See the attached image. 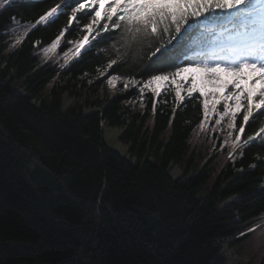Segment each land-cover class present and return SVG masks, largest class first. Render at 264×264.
<instances>
[{
	"label": "trees",
	"instance_id": "1",
	"mask_svg": "<svg viewBox=\"0 0 264 264\" xmlns=\"http://www.w3.org/2000/svg\"><path fill=\"white\" fill-rule=\"evenodd\" d=\"M55 3L0 10V264H227L220 240L261 235L251 263L264 264V148L229 157L231 143L217 152L216 137L215 150H197L199 94L180 99L166 85L109 96V73L119 89L155 74L139 75L151 53L126 48L118 31L80 55L63 57L69 43L41 57L67 26V16L36 23ZM65 92L73 102L63 109ZM102 124L122 128L127 155L104 142ZM172 165L182 168L176 178Z\"/></svg>",
	"mask_w": 264,
	"mask_h": 264
},
{
	"label": "snow or ice",
	"instance_id": "2",
	"mask_svg": "<svg viewBox=\"0 0 264 264\" xmlns=\"http://www.w3.org/2000/svg\"><path fill=\"white\" fill-rule=\"evenodd\" d=\"M12 2L0 0V10ZM60 16H67V26L44 49L46 54L71 43L74 48H69L64 57L80 55L82 49L87 52L94 44L113 39L118 31L126 48H147L151 53L139 75L155 74L146 81L139 80V84L152 86L151 92L156 94L159 90L153 86L155 82H165L177 88L180 99V86L190 97L199 94L202 129L209 122L210 111L215 125L227 121L221 147L231 143L229 157L241 148H264V0H59L36 23L55 24ZM24 27V35L29 34ZM73 30L81 31V38L61 45L66 33ZM113 65H120L117 60H109L107 67L115 72ZM196 70L204 71L212 82L221 81L217 70L236 75L221 89L205 92L196 83ZM182 73L192 74L185 78ZM109 76L108 84L116 87L117 77ZM135 83L127 80L124 87ZM246 129H252L251 133Z\"/></svg>",
	"mask_w": 264,
	"mask_h": 264
},
{
	"label": "rangeland",
	"instance_id": "3",
	"mask_svg": "<svg viewBox=\"0 0 264 264\" xmlns=\"http://www.w3.org/2000/svg\"><path fill=\"white\" fill-rule=\"evenodd\" d=\"M46 47L41 49V57L43 58H48L50 55H53L55 53L54 52L51 54H46L44 51ZM244 71L245 73H247L248 70L245 69ZM217 73L221 77V81L212 82L206 79V73L204 71L196 70L195 76H196L197 85L200 86L202 90L205 92L211 91L213 90V88L221 89L224 82L230 81L236 75L235 73L225 72L222 70H217ZM191 74L192 73H182L181 76L186 78ZM109 78L111 77L108 76L106 79L107 93L109 96H113L117 90L125 91L127 89H133L136 92H141L145 88L151 89L152 87V86L145 87L141 84L135 83V84H129L127 88H125L123 85V87L119 89V87L117 88V85L116 87H112L108 84L107 80ZM117 79L119 82L120 79L118 77ZM178 82H179V78H177L176 83L178 84ZM153 86H155L158 90H160L166 85H165V82L157 81L155 82ZM257 87H259V85H257ZM179 90L181 91V93L182 92L187 93V90L183 86H180ZM72 102H73V97H71L69 94L65 92L62 97V108L64 109L68 104ZM130 102L134 104L136 107L142 104V102L140 101V98L132 99ZM220 110L222 111V108ZM200 123L196 127V130L192 137V143L197 148V150H199L203 154H206L209 150L214 149L215 142L213 141L215 140L216 137H221L222 139L221 145H222L223 138L227 135V121L222 122L221 126L215 125L213 114L210 111L209 112V122L205 124L203 129L200 127ZM222 128H223V131L221 130ZM121 129H122L121 127L116 126V125L103 124L102 125V130H103L102 136H103L104 142H106L110 147H112L113 149H115L121 154L127 155L128 154L127 144L119 139V133ZM221 145L219 146L217 152L221 153V151H223L228 146L227 145L226 147H223L222 149ZM231 151H232V148H230L229 152ZM227 156H229V153ZM204 160H205V157L200 161V163L204 162ZM169 173L173 178H176L182 173V168L178 165H172L169 170ZM261 218L264 220V216ZM262 222L263 221H259L258 224H261ZM261 237L262 235L257 238H254L253 236H251L249 239H246L240 245L233 244L234 241L232 242V238H224L220 240L221 252L226 260V263L227 264H252L251 263L252 259L262 256L263 249L259 251L254 250V248L256 247L258 243V240Z\"/></svg>",
	"mask_w": 264,
	"mask_h": 264
},
{
	"label": "water",
	"instance_id": "4",
	"mask_svg": "<svg viewBox=\"0 0 264 264\" xmlns=\"http://www.w3.org/2000/svg\"><path fill=\"white\" fill-rule=\"evenodd\" d=\"M103 125V124H102Z\"/></svg>",
	"mask_w": 264,
	"mask_h": 264
}]
</instances>
